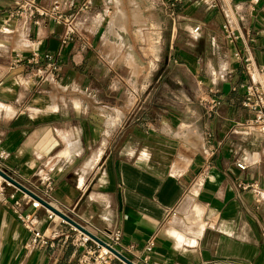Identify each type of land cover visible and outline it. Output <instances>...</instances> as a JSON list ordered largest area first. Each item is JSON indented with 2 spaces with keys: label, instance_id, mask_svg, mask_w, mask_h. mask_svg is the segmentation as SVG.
<instances>
[{
  "label": "crops",
  "instance_id": "0c3cea01",
  "mask_svg": "<svg viewBox=\"0 0 264 264\" xmlns=\"http://www.w3.org/2000/svg\"><path fill=\"white\" fill-rule=\"evenodd\" d=\"M19 1L0 0V154H8L0 166L23 183L49 177L52 198L120 231L119 249L135 264H264V134L245 124L248 76L232 56L236 49L264 67V0H220L242 36L232 45L223 13L203 0L199 14L165 13L168 27L147 16V0H36L75 15L67 43L63 22L11 17ZM155 1L165 12L197 4ZM19 51L39 64L13 63ZM45 53L59 65L39 81L33 71ZM252 183L262 199L242 188ZM10 193L21 196L14 185L0 191V264H76L63 237L69 225L44 209L35 226L47 244L25 245Z\"/></svg>",
  "mask_w": 264,
  "mask_h": 264
},
{
  "label": "built area",
  "instance_id": "2783aa9c",
  "mask_svg": "<svg viewBox=\"0 0 264 264\" xmlns=\"http://www.w3.org/2000/svg\"><path fill=\"white\" fill-rule=\"evenodd\" d=\"M203 2L206 3L210 8H219L223 13L224 20L220 25V29L225 40L231 45L235 44L238 40H241L242 36L239 30L234 27L231 19L228 16V11L225 8L224 4L221 3L220 0H203ZM35 14L53 18L57 22L64 23L65 29L61 38L62 43H67L77 35L78 26L75 22V15L70 14L65 17L64 14L60 11L58 2H54L49 10H44L37 5L36 0H20L16 9L13 10V13L10 14V16L21 17L23 15H26L27 17H32ZM246 42H244V45L246 44ZM244 49L248 52L247 45H245ZM232 56L236 62H239L243 65L244 70L248 76V81L241 84V88L243 89L241 105L252 115L248 120H246L245 124L247 125L248 129L257 130L260 133L264 134V67L256 65L250 55L243 56L236 49L233 51ZM39 58L40 56L34 55L33 57L26 59L23 52L19 51L15 53L13 63L21 64V62L26 59L28 64H39ZM41 58L44 59L45 63L44 65L38 66V68L36 69V76L40 78V81H44L54 75V72L58 68L59 60L55 55L51 53H45L41 56ZM7 155L8 154L6 153H1L0 157L5 158L7 157ZM237 166L240 169L245 168L244 164H238ZM0 171L15 179L10 171L3 169L1 166ZM18 182L21 183L25 188H27L32 194L26 193L19 189V191L21 192L20 197H16L14 193H10L7 195V197H5V201L6 199H10L13 201L12 209L20 220L21 224L29 233L28 241L25 243L27 247L36 244L45 245L48 242L49 236L44 232L37 230L35 226V211L44 209L46 212V217L50 222L55 219L69 225L70 230L63 233V237L64 242L69 243L74 247V249L77 250L75 259L76 264H112L114 260L119 261L121 264H126L115 254H113L109 249H116L118 252L123 254L119 249L121 243L120 231L99 228L93 225L91 222L82 221L81 216L80 214H78L75 207H69L55 201L51 195L53 183L49 177L44 174L38 173L36 175V181H28L27 183H23L20 181ZM37 182H43L42 187ZM5 186H12V184L0 174V191H2L3 187ZM242 188L250 189L253 193L259 194V198H263L261 193L257 191L258 187L256 183L242 185ZM42 201L48 203L52 207L56 208L57 210L77 222L86 231L101 239L105 243V245H101L89 234L69 224L66 220L53 213V211L43 205ZM22 205H30L32 211H22ZM262 243L264 246V233H262ZM132 248L133 247L130 246L128 249L131 250ZM151 248L152 242L150 241L146 247V250L150 251ZM143 259H148V256H145Z\"/></svg>",
  "mask_w": 264,
  "mask_h": 264
},
{
  "label": "rangeland",
  "instance_id": "374dc122",
  "mask_svg": "<svg viewBox=\"0 0 264 264\" xmlns=\"http://www.w3.org/2000/svg\"><path fill=\"white\" fill-rule=\"evenodd\" d=\"M162 1L165 4H167V5H170V2H171V0H162ZM196 2H197L196 6L193 5V7H191V8L190 7L186 8V6H184V7L183 6H179L177 8L175 6H167V11L165 12L164 8H160V7H158L156 5L157 2L155 0H147L146 1V6H145L146 14H147V16H149V18H151L153 20H156L159 23H163V24H165L168 27V22H167L166 18L164 17L165 13L169 14L170 10H173V12H176V13H179V14L185 13L186 11H191L193 13L199 14V13H201V6H200L201 5V1L200 0H196ZM179 3H180V1H179ZM160 9H162V11ZM212 9H216V8H212ZM154 24L155 23H147L146 27H149L150 25L153 26ZM130 25H131V28L134 25H135L134 28H136L137 23L135 22V23H133V25H132V23H130ZM140 26H141V24H140ZM146 31H148V30H146ZM145 41L147 42V45H146L147 48H146L143 56L146 58V60H148V61L151 60L152 61L153 60V56H154V54H153L154 47H153V44H152V40L150 38L146 37ZM187 42H188V44L190 43L189 41H187ZM185 43H186L185 40H183V44H185ZM192 44H193V46H192L193 54L196 57V56H198V54L200 52V49H201V45L200 44L201 43H200V41L194 40ZM197 59H199V58H197ZM21 64H23V62H21ZM205 64H208V61L205 62ZM37 68L38 67H35V69L33 71L35 73L33 77L37 78L40 81V78H38V76H36L37 75V70H36ZM201 72L203 73V71H201ZM201 76H203V75H201ZM196 92H197V90H196V87H195L194 88V93L196 94Z\"/></svg>",
  "mask_w": 264,
  "mask_h": 264
},
{
  "label": "water",
  "instance_id": "95a60500",
  "mask_svg": "<svg viewBox=\"0 0 264 264\" xmlns=\"http://www.w3.org/2000/svg\"><path fill=\"white\" fill-rule=\"evenodd\" d=\"M0 174L8 181L11 182L12 185H14L15 187H17L18 189L32 194L27 188H25L21 183H19L18 181H16L15 179L11 178L9 175H7L6 173L0 171ZM43 205L46 206L47 208H49L51 211H53V213H55L56 215L60 216L61 218H63L64 220H66L69 224L77 227L78 229L84 231L85 233L89 234L93 239H95L96 241H98L101 245H105V243L99 239L98 237L94 236L93 234L89 233L88 231H86L81 225H79L77 222H75L74 220H72L71 218H69L68 216H66L65 214H63L62 212H60L59 210H57L56 208L52 207L51 205H49L48 203L42 201ZM110 251L115 254L118 258H120L122 261H124L126 264H135L134 262H132L130 259H128L127 257H125L123 254H121L120 252H118L116 249L113 248H109Z\"/></svg>",
  "mask_w": 264,
  "mask_h": 264
}]
</instances>
